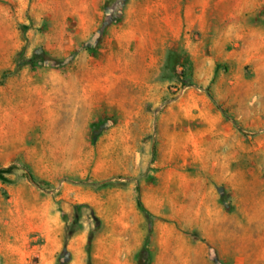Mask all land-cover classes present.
Instances as JSON below:
<instances>
[{"label":"rangeland","instance_id":"rangeland-1","mask_svg":"<svg viewBox=\"0 0 264 264\" xmlns=\"http://www.w3.org/2000/svg\"><path fill=\"white\" fill-rule=\"evenodd\" d=\"M8 167L0 264H264V0H0Z\"/></svg>","mask_w":264,"mask_h":264},{"label":"trees","instance_id":"trees-1","mask_svg":"<svg viewBox=\"0 0 264 264\" xmlns=\"http://www.w3.org/2000/svg\"><path fill=\"white\" fill-rule=\"evenodd\" d=\"M233 123H234V125L236 127H238V129H240L236 121L233 120ZM10 170H11V167H8V168H0V175H2L3 172H7V171H10ZM29 177H30V179H32L31 176H29Z\"/></svg>","mask_w":264,"mask_h":264},{"label":"water","instance_id":"water-1","mask_svg":"<svg viewBox=\"0 0 264 264\" xmlns=\"http://www.w3.org/2000/svg\"><path fill=\"white\" fill-rule=\"evenodd\" d=\"M200 89H204V88L200 87Z\"/></svg>","mask_w":264,"mask_h":264}]
</instances>
